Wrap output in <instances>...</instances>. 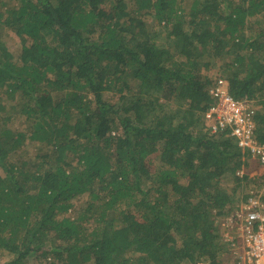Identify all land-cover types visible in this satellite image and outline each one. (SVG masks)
<instances>
[{"label": "trees", "instance_id": "obj_1", "mask_svg": "<svg viewBox=\"0 0 264 264\" xmlns=\"http://www.w3.org/2000/svg\"><path fill=\"white\" fill-rule=\"evenodd\" d=\"M3 31L0 264H224L264 177L205 127L208 72L264 141V0H0Z\"/></svg>", "mask_w": 264, "mask_h": 264}, {"label": "built area", "instance_id": "obj_2", "mask_svg": "<svg viewBox=\"0 0 264 264\" xmlns=\"http://www.w3.org/2000/svg\"><path fill=\"white\" fill-rule=\"evenodd\" d=\"M214 104L204 113V121L212 134L229 131L243 152L264 169V141L257 135L254 120L257 106L253 100L236 99L229 83L222 77L214 79L209 89ZM244 171H240L242 175ZM222 235L228 245L230 264H264V203L261 194H252L239 204L224 221Z\"/></svg>", "mask_w": 264, "mask_h": 264}, {"label": "rangeland", "instance_id": "obj_3", "mask_svg": "<svg viewBox=\"0 0 264 264\" xmlns=\"http://www.w3.org/2000/svg\"><path fill=\"white\" fill-rule=\"evenodd\" d=\"M162 28L167 29L166 24L163 23L162 24ZM0 35H1L2 40L5 42V44L9 48L10 52L17 53V51L20 50V48H21L20 47V39L17 36H15L14 34H12L10 32H5V31H3ZM217 72H218V67L217 68H213L211 72H208V74L210 76H212L213 79H216L218 76H220L219 73H217ZM254 103L256 104L255 101H254ZM166 110L167 111H171L172 110V111H175L176 113L177 112L179 113V110H177L173 104L172 105L171 104L170 105H167V109ZM181 116L182 115H179L180 118H181ZM202 120H201V118H199L198 121L201 122ZM204 124H205V127H207V124L205 122H204ZM260 176H263L264 177V171H261V170L256 169V170H254L251 173V177L258 178ZM230 182H231V178L223 179V186L229 187L230 184H231ZM250 188L252 190L251 192H254V193L258 194V183L254 187L251 186ZM259 193H262V195L264 194V178L262 179L261 188L259 190ZM225 220H227V218L226 219L219 220L218 222H216L217 226L220 225L221 234L222 235H224V233L226 232L225 227L223 226ZM224 251L225 252H224L223 257H222L223 258V261L224 260L226 261L224 264H230V262H232V260H231L230 254H228V251H227V247L226 246L224 248ZM4 258L7 260L6 257H3V261H4ZM3 261H2V263H4ZM29 264H34V263H29Z\"/></svg>", "mask_w": 264, "mask_h": 264}, {"label": "crops", "instance_id": "obj_4", "mask_svg": "<svg viewBox=\"0 0 264 264\" xmlns=\"http://www.w3.org/2000/svg\"><path fill=\"white\" fill-rule=\"evenodd\" d=\"M260 170H261V171H264V169H263L262 167L260 168ZM258 194H261V195H262V193H258Z\"/></svg>", "mask_w": 264, "mask_h": 264}]
</instances>
